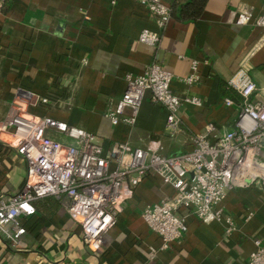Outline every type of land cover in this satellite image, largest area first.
Returning a JSON list of instances; mask_svg holds the SVG:
<instances>
[{"label":"crops","instance_id":"crops-1","mask_svg":"<svg viewBox=\"0 0 264 264\" xmlns=\"http://www.w3.org/2000/svg\"><path fill=\"white\" fill-rule=\"evenodd\" d=\"M190 1L177 3L164 28L139 0L6 1L0 14V195L18 193L28 178L16 137L2 128L16 113L46 121V134L64 143L71 142L66 127L83 128L105 152L117 142L141 148L159 143L161 154L173 156L191 151L195 136L209 124L215 128L211 139L234 128L243 98L230 80L248 78L264 89V27L236 20L243 10L258 16L263 0H205L194 18L181 13ZM143 29L158 32L159 43L140 42ZM194 61L200 78L190 86L185 80ZM155 63L172 73L175 94L197 95L203 105L184 104L179 130L172 134L168 110L147 92L135 124L114 125L108 113L127 88L125 76L140 75ZM227 97L233 106L224 104ZM176 194L159 175L148 174L123 203L98 251L85 244L80 223L69 219L63 204L46 197L22 218L27 232L18 245L0 234V264H247L253 239L260 236L264 243V185L254 183L229 190L220 204L233 220L230 234L225 222L204 223L190 215L184 235L162 248L142 212ZM151 247L157 249L153 259Z\"/></svg>","mask_w":264,"mask_h":264},{"label":"built area","instance_id":"built-area-1","mask_svg":"<svg viewBox=\"0 0 264 264\" xmlns=\"http://www.w3.org/2000/svg\"><path fill=\"white\" fill-rule=\"evenodd\" d=\"M7 0H0V14ZM155 17L159 28L171 19V8L163 0H139ZM116 4L118 0H110ZM239 25L253 23L264 27L263 12L255 18L249 11H240ZM158 32L143 29L139 41L151 46L159 43ZM173 75L158 63L152 64L140 75L125 76L127 88L108 113L114 125L132 126L147 92L151 100L168 110L167 128L175 134L180 127L179 110L184 104L203 105L197 95L180 97L171 89ZM198 63L192 64L188 85L198 82ZM243 98L233 129L214 138L208 131L195 136L191 151L167 156L160 153V144L147 148L133 147L128 142H117L110 150L95 134L68 126L65 134L71 142L64 143L46 134L47 123L28 118L20 113L9 117L2 125L16 137V151L28 163L27 181L21 191L0 195V234L14 246L27 232L22 218L35 213L33 202L55 197L65 207L68 217L80 223L83 240L93 251L103 245L104 234L117 223L123 203L134 195L135 188L148 174L159 175L177 191L176 196L148 205L142 217L149 228L162 238V248L181 238L188 229L187 218L196 216L204 223L225 222L226 232L235 230L233 220L220 207L227 192L245 188L254 183L264 185V89L248 78L230 80ZM46 102L47 99H44ZM224 104L233 106L231 98ZM130 113L126 114L125 111ZM255 249L247 264H264V243L260 236L254 239ZM157 255L151 247L150 257Z\"/></svg>","mask_w":264,"mask_h":264},{"label":"trees","instance_id":"trees-1","mask_svg":"<svg viewBox=\"0 0 264 264\" xmlns=\"http://www.w3.org/2000/svg\"><path fill=\"white\" fill-rule=\"evenodd\" d=\"M182 0H175V3L173 6H170L171 7V13L175 12V9L177 7V3L178 2H181ZM204 3H205V0H192L190 1L189 3H187V5H184L183 6V9L181 10V13L183 16H189V17H197L200 15L202 9H203V6H204ZM192 10L190 12H185V10L187 9H191ZM51 197V196H49ZM46 198V197H45ZM41 199H44V198H41ZM41 199H38L36 201L33 202V206H34V209L35 211L37 210V203L41 201ZM53 208L56 210L58 208V202H54L53 204Z\"/></svg>","mask_w":264,"mask_h":264}]
</instances>
